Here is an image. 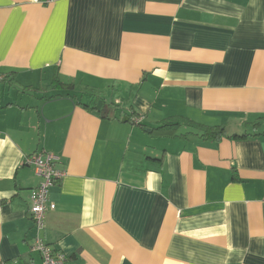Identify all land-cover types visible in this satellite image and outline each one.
Wrapping results in <instances>:
<instances>
[{"label":"crops","instance_id":"crops-1","mask_svg":"<svg viewBox=\"0 0 264 264\" xmlns=\"http://www.w3.org/2000/svg\"><path fill=\"white\" fill-rule=\"evenodd\" d=\"M0 73V264H42L35 152L65 264H264V0H0Z\"/></svg>","mask_w":264,"mask_h":264},{"label":"built area","instance_id":"built-area-1","mask_svg":"<svg viewBox=\"0 0 264 264\" xmlns=\"http://www.w3.org/2000/svg\"><path fill=\"white\" fill-rule=\"evenodd\" d=\"M5 78V75L0 73V81ZM141 121V116H132L131 122L133 124L141 125ZM25 163L33 167L35 175L40 178L39 184L30 191L28 196V213L33 222L30 251L40 255L42 264H65L66 255L45 240L44 232L47 213L55 209V204L49 201V190L65 176L66 172L59 167L60 157L48 153H32L25 158ZM3 264L12 263L5 262Z\"/></svg>","mask_w":264,"mask_h":264},{"label":"trees","instance_id":"trees-1","mask_svg":"<svg viewBox=\"0 0 264 264\" xmlns=\"http://www.w3.org/2000/svg\"><path fill=\"white\" fill-rule=\"evenodd\" d=\"M183 119H175L170 120L163 123L160 126L149 128L148 130L152 134H166V135H175L176 132L179 130L180 126L182 125ZM200 127V126H199ZM201 134L200 137L203 139H217L224 135L225 129L222 126H214V127H207L202 126L200 127ZM236 137V135H234Z\"/></svg>","mask_w":264,"mask_h":264},{"label":"water","instance_id":"water-1","mask_svg":"<svg viewBox=\"0 0 264 264\" xmlns=\"http://www.w3.org/2000/svg\"><path fill=\"white\" fill-rule=\"evenodd\" d=\"M103 105L102 101H98L97 104L95 105L96 110H100L101 106Z\"/></svg>","mask_w":264,"mask_h":264}]
</instances>
